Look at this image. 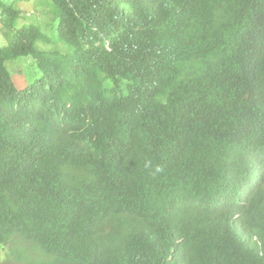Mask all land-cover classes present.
<instances>
[{"label": "trees", "instance_id": "trees-1", "mask_svg": "<svg viewBox=\"0 0 264 264\" xmlns=\"http://www.w3.org/2000/svg\"><path fill=\"white\" fill-rule=\"evenodd\" d=\"M21 1L0 0V264H264V0H44L62 50Z\"/></svg>", "mask_w": 264, "mask_h": 264}, {"label": "rangeland", "instance_id": "rangeland-1", "mask_svg": "<svg viewBox=\"0 0 264 264\" xmlns=\"http://www.w3.org/2000/svg\"><path fill=\"white\" fill-rule=\"evenodd\" d=\"M44 0H23L20 2L24 16L22 21L28 24H34L42 29L43 32L51 39V44L49 46L43 47L42 50H51L56 46L58 49H63L66 44H61L58 42L57 30L48 28L54 24V15L52 14L49 7L43 6ZM45 24V25H44ZM57 26V21H55V29ZM4 44V39L0 37V47ZM5 45V44H4ZM33 59L28 58L24 60L23 58L18 59L15 63L8 64L7 68L10 71L12 80L16 83L19 89H22L31 83H33L39 76V72L32 66ZM35 249L34 253L37 254ZM6 250H0V261H3L6 257ZM27 258H32V250L26 253ZM6 260V259H5Z\"/></svg>", "mask_w": 264, "mask_h": 264}]
</instances>
